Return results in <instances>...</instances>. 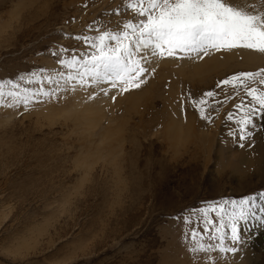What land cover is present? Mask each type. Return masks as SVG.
I'll return each instance as SVG.
<instances>
[{
    "label": "rangeland",
    "instance_id": "rangeland-1",
    "mask_svg": "<svg viewBox=\"0 0 264 264\" xmlns=\"http://www.w3.org/2000/svg\"><path fill=\"white\" fill-rule=\"evenodd\" d=\"M130 2L0 0V80L52 74L53 51H83L72 37L97 35L90 25L119 30L134 18ZM158 65L142 89L115 103L0 109V264H192L175 217L264 192V115L240 148L226 122L238 100L219 107L209 125L190 104L185 123L177 103L264 68V54L241 48ZM241 236L226 264H243L247 249L248 264H264V224L253 220Z\"/></svg>",
    "mask_w": 264,
    "mask_h": 264
},
{
    "label": "snow or ice",
    "instance_id": "snow-or-ice-1",
    "mask_svg": "<svg viewBox=\"0 0 264 264\" xmlns=\"http://www.w3.org/2000/svg\"><path fill=\"white\" fill-rule=\"evenodd\" d=\"M125 11L135 15L119 30L101 31V25H90L88 31L97 35L72 37L82 42L83 51H53L59 68L52 74L41 69L15 80H0V109L20 115L21 109L67 106L74 100L81 105L105 98L115 103L117 97L142 89L155 76L161 60L198 62L241 48L264 54V0H133ZM186 96L177 101L181 118L187 122L186 105L190 104L205 125L214 122L219 107L238 100L226 122L234 125L229 137L244 148L258 127L256 119L264 115V68L231 74L199 98L191 92ZM262 217L264 192H258L206 202L175 219L185 229L192 264H226L230 255L241 250V230L253 220L264 224Z\"/></svg>",
    "mask_w": 264,
    "mask_h": 264
},
{
    "label": "bare ground",
    "instance_id": "bare-ground-1",
    "mask_svg": "<svg viewBox=\"0 0 264 264\" xmlns=\"http://www.w3.org/2000/svg\"><path fill=\"white\" fill-rule=\"evenodd\" d=\"M220 57V56H219ZM227 57H228V59L229 58H233L234 57V55L233 54H227ZM246 57V56H245ZM249 57V56H248ZM252 58V57H251ZM227 59V60H228ZM251 61V60H250ZM224 62H226V61H224ZM248 62V61H247ZM255 152H257V154L258 155H263V148H261V147H259L257 144H254V149H253ZM249 253V250L247 249V254ZM246 253H245V251L243 250V252H242V255H243V257H242V261H243V264H248V256H249V254L247 255H245Z\"/></svg>",
    "mask_w": 264,
    "mask_h": 264
}]
</instances>
